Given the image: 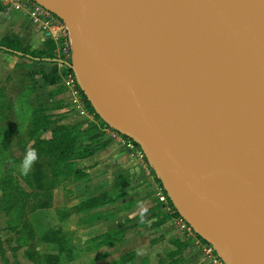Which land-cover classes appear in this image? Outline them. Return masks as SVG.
<instances>
[{"label":"water","instance_id":"1","mask_svg":"<svg viewBox=\"0 0 264 264\" xmlns=\"http://www.w3.org/2000/svg\"><path fill=\"white\" fill-rule=\"evenodd\" d=\"M35 1L176 213L223 264H264V0Z\"/></svg>","mask_w":264,"mask_h":264},{"label":"trees","instance_id":"2","mask_svg":"<svg viewBox=\"0 0 264 264\" xmlns=\"http://www.w3.org/2000/svg\"><path fill=\"white\" fill-rule=\"evenodd\" d=\"M43 45L42 49L31 50L15 36H4L0 39L1 51L17 55L36 65L44 63L48 66V69L44 65L30 67L27 71L24 67L33 66V64L25 62L18 66V68H22H19L21 71L18 72L21 90L17 92L14 102L9 107L13 112L15 122L11 125H0V211L6 217L4 229L15 235V246L11 250L24 247L23 254L31 264H58L60 262L68 263L75 256L74 245L67 241L68 234L58 226L47 227L35 234L29 218L34 216L36 211L51 207V192L55 177L61 175L60 173L65 169L75 170L79 175L75 179L84 177L85 174L79 173L73 165L75 160L93 154L111 140L104 139L100 132H96L97 129L94 125L85 129H81L79 123L55 125L51 129L49 139H36L31 144L37 154L45 158L38 157L32 166V171L27 176H18L28 190L18 184L16 175H13L14 170L10 167L16 158L11 153V148H8V137L14 136L13 146L17 147L20 152H26L27 142L22 140L19 135L26 133L29 141L37 130L51 123L50 115L45 111L60 107V99H54V96L59 93V89L44 90V87L55 85L59 81V74L53 61V41L47 38ZM2 90L3 88L0 87V92ZM79 92L87 110L93 112L82 92L80 90ZM33 93H37L43 100L34 105ZM1 101L2 93H0V106L2 105ZM4 114L0 112V118ZM94 115L103 124L99 117ZM24 125L26 128L22 131L21 128ZM150 171H152L151 168ZM154 179L160 184L156 177ZM166 199L172 206L167 197ZM106 202V193L101 192L84 203L85 206H96ZM155 203L156 206L152 208L155 210L152 213V217L155 219L154 226L161 224L165 217L161 203ZM49 246L54 248L53 252L43 250ZM5 264L19 263L14 259L13 263H8L5 260Z\"/></svg>","mask_w":264,"mask_h":264},{"label":"crops","instance_id":"3","mask_svg":"<svg viewBox=\"0 0 264 264\" xmlns=\"http://www.w3.org/2000/svg\"><path fill=\"white\" fill-rule=\"evenodd\" d=\"M0 8H1L0 9V39L4 36H15L19 39V41L23 45L29 46V49L31 50L42 49L44 47L43 42L47 38H50L52 40V37L50 35V33L52 34V31H46L42 25H40L36 21H33L25 12L6 9L1 2H0ZM46 33H48V35H46ZM0 53L5 55V61L7 62L4 61L3 63L4 65L7 66L9 61L12 60V62L10 63L11 65H9L10 66L9 74L7 73L5 75L6 76L5 80L7 76L12 73V71H14V73H16L17 71L18 72L21 71L19 69L20 67L18 68L20 64H23L25 62L29 64H34L25 61L24 59L14 54H8L1 50ZM45 68L48 69L47 67ZM47 87L55 88L56 86L52 85ZM47 87H44L45 90L47 89ZM58 96H59L58 98L60 99L62 94L59 93ZM48 111H45V113L50 115ZM51 118L52 117L50 115V119ZM50 124L43 126L39 130H37L34 137L31 138L26 144L25 146L26 149L31 147V144L36 139L46 140L50 138L51 129H52V126L50 127ZM82 129L85 128L83 127ZM103 138L107 139L105 135H103ZM17 151L20 152L18 148ZM75 166L77 169L80 168L82 172L85 174V176L80 179H73L75 181L72 182V185H67L65 187L60 186L63 192L62 193L60 191L61 196L62 194H64L63 195L64 198L62 197L60 205H58L55 202L56 192L59 190L58 188H53L51 192L52 194L51 207L44 209L42 211H36L35 215H38L37 219L38 218L42 219L41 225L43 229L52 226L55 227L63 226V228L67 226V230H71V229L76 230L77 231V232L75 231L76 235L79 236L80 240L77 239L76 242L72 240L71 243L73 245H76V249L79 250L88 245L89 238L88 235L86 234V230H84V228L82 227L77 226V224L80 225L79 223L77 222L72 223L71 220L79 221V219L80 220L82 219V221H84L85 216L90 215L94 212L99 213V211L108 208L109 205L103 203L96 206H85V203L83 201H79L78 199L76 200V198H74L77 196L78 192L72 191L70 194L68 188L73 186V184H77V186H80L79 184H81V186L89 184L90 185L89 189L91 191L92 190L97 191V192L92 191L94 192L95 195H97L101 192H105L104 189L106 188V186L107 188L108 187L115 188L120 184L127 183V180H131V178L135 181L141 182L140 176L141 174L145 173V169H143V167L136 158L125 155V153H123L122 150L113 141L107 142L102 148H100L99 150L95 151L93 154L87 157L76 159ZM13 170H14L13 175H15L16 171L14 168ZM151 176L152 175L150 174L149 177L151 178ZM87 180L88 182H86ZM91 184L95 185V187L93 188ZM122 187L125 189V185H122ZM25 188L28 190L26 186ZM124 189H121L123 190L122 191L123 195L121 194L116 195V197L114 196V198L112 196L109 202H113L116 199H122L127 197V193L124 191ZM116 193L117 192H115L114 194ZM136 193L137 192H135V194ZM107 195L109 196V194ZM119 201L120 203H122L121 200ZM155 202L156 201L153 200L151 206L149 207L147 206L145 209L140 208L139 211L131 209L130 211L125 212V217H122V222L120 227L122 228L125 226H129L125 230V234H124V237L128 241V245L127 247L126 246L124 247L123 253L127 254V252L129 251L131 252L130 256L128 257L126 256L127 258L124 260L123 264H203L201 254L199 253L198 249L196 250L195 247L193 246L192 239L185 237L182 233L180 234V232H178L177 229H176V234H177L176 239L178 241L174 240L170 242L166 238L151 239L144 243L138 241L139 239L136 238V235L139 230H141L140 233L142 232L141 226H144V222H139V225L134 226L132 225L131 221L134 217L143 216L141 214L145 213L146 215H148L150 213L149 211H151V208H153V205L156 204ZM113 209L114 211L117 210L119 211L120 209L126 211L125 208L121 206L114 207ZM58 212L61 214V218L57 217ZM98 213L93 214L95 219L96 217L97 218L99 217ZM5 219H6L5 215L3 214V212L0 211V264H5L6 259H7L6 261L9 263L10 262L9 258L11 260L15 259L19 264H24L20 260V257L21 259L25 260L24 261L25 263L31 264V262L26 259L22 251H19V249L15 250V252L13 253L9 250L10 256L6 255V252L3 249L6 242L5 237L8 236L7 239L10 242L8 241L7 242L10 243L9 246H15V235L4 229ZM152 220L155 219L153 218ZM168 220L169 219L165 215L164 221L161 224L155 226L153 224L151 225L152 229H158L160 227H163L165 224H167ZM121 241L119 239L118 241L108 243V245H112V247L113 246L115 247L116 245L117 248L121 244L124 245L127 244L126 242L120 243ZM182 241L185 242L183 243ZM178 245L180 246V250H177ZM188 248L190 249V251L191 249L194 251L189 255H185L184 253L186 250H188ZM82 254L80 252V256ZM110 258H116V257L110 256ZM100 260L98 261L100 262Z\"/></svg>","mask_w":264,"mask_h":264},{"label":"rangeland","instance_id":"4","mask_svg":"<svg viewBox=\"0 0 264 264\" xmlns=\"http://www.w3.org/2000/svg\"><path fill=\"white\" fill-rule=\"evenodd\" d=\"M1 9V8H0ZM5 61V55L0 53V87L3 88L2 92V101H1V106H0V112L1 113H5L2 118H0V125H11L15 122L14 120V115L13 112L10 111L9 107H11L10 105L14 102V97L17 94L18 91H20L21 89V84H19L20 81V77L18 75V71L16 73H14V71H12V73L10 75H8V78H6L5 80V75L8 73L9 74V70H10V63L12 62V60L9 61L8 65H4ZM7 62V61H5ZM39 65H44L45 67H48L47 65H45L44 63L41 64H33V66H26L24 67V69L27 71V69H29L30 67H39ZM22 69V68H20ZM24 78V77H22ZM26 82V81H25ZM3 83V84H2ZM50 88L52 87H47L46 90H50ZM55 88L59 89V93L63 92V88L60 86H56ZM45 90V88H44ZM45 90V91H46ZM55 95L54 99H59L58 95ZM33 97V104L35 105L39 103V101H42L43 99L39 97V95L37 93H33L32 94ZM63 97V98H62ZM69 96H61L60 98V102L59 105L60 107H57L56 109H52L50 111H48V113H50L51 115V124L50 127H54L55 125L58 124H73V123H79L80 124V128L82 129L90 127L92 124L90 123V121L86 118V117H80L78 115H76V113L74 112L73 108L71 107V103L69 102ZM96 120V119H95ZM24 124V123H23ZM93 126V125H92ZM26 126H22L21 130H25ZM96 132H98L96 130ZM19 137L22 140H26V142L28 143V135L26 133H22L19 135ZM103 137V136H102ZM15 143V139L14 136H9L8 137V148H11L10 151L11 153L15 156L16 160L14 164H11L10 167H12V169L14 168L16 173V177L18 180V184L24 188H25V184L22 181V179H20L18 176L20 175L17 168L14 167V165H18L19 162L22 161L23 157L25 156V152L20 153L17 151V147H14L13 144ZM37 157L40 158H45L42 155H38ZM75 165V164H73ZM76 167V166H75ZM76 169V168H74ZM79 171V173H83L82 170L79 168L77 169ZM149 171V175L151 174L152 176L154 175L152 171L149 170V168L147 169ZM61 175L57 176L54 178V187L53 188H58L59 191L56 192V197H55V202L60 205L62 197L64 194H62L60 191L62 192V188H60V186L65 187L67 185H72V182H74L75 177L79 176L77 175L78 173H76L75 170L72 169H65L63 170L61 173ZM149 175H147L146 173L141 174L140 176V180L139 181H135L131 178V180H127V183L125 184H120L117 187L113 188V187H108L106 186L105 193L107 196V202L105 204H108L106 206H108V208H105L102 211L98 212H94L90 215L85 216L84 221H82V219L79 221L77 220H71L72 223H79L80 225L77 224V226L84 228V230H86V234L88 235L89 238V243L87 246H85L82 249H76V245H74L75 247V256L72 259V261L70 262H60L58 264H123L124 260L131 255V252H127V254L123 253L124 252V247L128 245V241L127 239L124 237L125 234V230L127 229V227L129 226H125V227H120L121 222H122V217H125V212L132 210H138L140 208L145 209L147 206H151L153 203V200L156 201L155 198V190L153 188V185H151L150 183V177ZM88 182V180L86 181ZM80 186H77V184H73V186L68 188L69 193L71 194L72 191L78 192L77 196L74 197L76 198V200L78 199L79 201H87L88 199H90L91 197H95L96 195L94 194V192H97L95 190H92L94 192H92L89 188L90 185H83L81 186V184H79ZM92 185V184H91ZM122 185H125V189L122 187ZM93 188L95 187V185H92ZM121 186V187H120ZM121 189H124V191L127 193V197L122 198V199H116L113 202H109L108 200H110L113 196L116 197V195H123ZM27 190V189H26ZM115 192H117L116 194H114ZM135 192H137L135 194ZM63 193V192H62ZM107 194H109V197ZM64 198V197H63ZM84 199V200H83ZM122 201V203H120V201ZM75 202V201H74ZM157 202V201H156ZM168 202V201H167ZM143 204V205H142ZM124 207L126 211L124 210H117L114 211V207ZM156 205H153V207ZM158 206V205H157ZM159 209V208H158ZM163 210V209H162ZM154 209L151 211H149L150 213L148 215L141 214L143 216L141 217H134L132 219V225L137 226L139 225V222H144V226L142 227V232L140 233L141 230H139L137 232L136 238L139 239L138 241L144 243L147 242L148 240L151 239H157V238H166L168 241L172 242L174 240H177L176 238V229L178 230V232H180L179 228L176 227L173 219L171 217H167L169 220L167 221V224H165L163 227H160L158 229H152V224L154 222V220H152V213H154ZM164 211V210H163ZM98 213L99 217L96 219L94 218L93 214ZM165 213V212H164ZM38 215H35L34 217L31 216L29 219L32 222V227L33 230L35 232V234H37V232H39L40 230L43 229L42 225H41V220L40 218L37 219ZM63 216V215H62ZM65 216V215H64ZM57 217L61 218V214L58 212L57 213ZM75 219V218H73ZM147 219V220H145ZM6 220V219H5ZM4 220V221H5ZM82 221V222H81ZM147 221V222H146ZM54 222V221H53ZM146 223V224H145ZM59 225V224H58ZM55 227V226H52ZM60 228H62L67 234H68V239L67 241L69 243H71L72 240H74V242L77 241V239L80 240L79 236L76 235V230L71 229V230H67V226H65L63 228V226H58ZM132 227V226H130ZM76 231V232H75ZM75 232V233H73ZM181 234V232H180ZM124 237V238H122ZM8 236L5 237V245L3 247L4 251L6 252L7 256H10V252L9 250L13 253L15 252V250H11V248H13L14 246H9L10 241H8ZM120 239V243H127L126 245L121 244L119 247L113 248L112 245H108V243H112L115 241H118ZM126 239V240H125ZM8 241V242H7ZM178 241V240H177ZM183 243L185 241H182ZM180 245V244H179ZM178 245L177 250H180V246ZM24 247H19L17 249H19V251H22V253L24 252ZM45 248V247H44ZM116 248V249H115ZM190 248V247H189ZM188 248V250L185 251V255H189L190 253H193L194 250ZM196 249V248H195ZM46 250V252H53L54 248L53 247H47V249H43ZM42 250V251H43ZM197 250V249H196ZM80 252H81V256H80ZM180 253V252H179ZM195 255V253H194ZM80 256V257H79ZM110 256H115L116 258H110ZM127 256V257H126ZM102 258V259H101ZM101 259V260H100ZM7 260V259H6ZM10 262L9 263H13V260H11L9 258ZM20 260L22 261V263H25L23 259ZM100 260V262L98 261ZM16 261V260H15ZM17 262V261H16ZM116 262V263H114Z\"/></svg>","mask_w":264,"mask_h":264},{"label":"built area","instance_id":"5","mask_svg":"<svg viewBox=\"0 0 264 264\" xmlns=\"http://www.w3.org/2000/svg\"><path fill=\"white\" fill-rule=\"evenodd\" d=\"M0 2L6 9L25 12L33 21L42 25L46 31H52L50 35L54 43L53 61L59 74V81L55 86L63 88V92L60 94L69 96V102L76 115L86 117L98 132L115 142L125 155L136 158L143 169H145V173L149 175L147 169L149 168L150 170V167L139 147L127 136L104 123L101 124L95 117V113L87 110L83 97L77 88L74 75L69 68L70 40L63 23L35 0H0ZM154 177V175L151 176L150 183L155 190L156 201L161 203L166 217L169 216L173 219L180 232L185 237L192 239L193 246L201 254L203 264H223L214 249L208 243L202 241L176 213L173 207L168 204L161 185L155 181Z\"/></svg>","mask_w":264,"mask_h":264},{"label":"clouds","instance_id":"6","mask_svg":"<svg viewBox=\"0 0 264 264\" xmlns=\"http://www.w3.org/2000/svg\"><path fill=\"white\" fill-rule=\"evenodd\" d=\"M37 158L36 150L29 147L26 149L25 156L23 157L22 161L19 162L18 165H14V167L17 168L21 176H27L32 171V166Z\"/></svg>","mask_w":264,"mask_h":264}]
</instances>
